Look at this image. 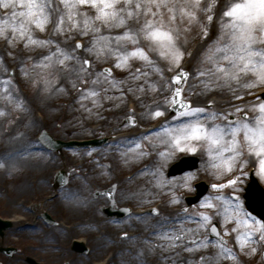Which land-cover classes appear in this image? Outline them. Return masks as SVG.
<instances>
[{
  "label": "rangeland",
  "instance_id": "1",
  "mask_svg": "<svg viewBox=\"0 0 264 264\" xmlns=\"http://www.w3.org/2000/svg\"><path fill=\"white\" fill-rule=\"evenodd\" d=\"M51 2L56 9L53 13L54 19L59 15H65L64 30L56 31L54 25L50 22L46 25L45 31H41L35 24H31V33H35L36 37L40 34L46 40L52 38L54 34L55 38L63 42L64 51L74 57L73 59H66V62L61 65L56 59L53 62L54 55V58L47 61L45 65H40L45 67H37L38 64H35L37 62L35 58L39 57L42 52L37 53L36 48L34 52V48L32 49V46H29L31 44H26L25 40H22L23 43L19 42L20 39H16L13 45L10 42L14 39L10 28L6 29L9 32L8 38L0 36V217L14 216L16 219L13 223L14 225L5 232L2 242L6 246L18 248V252L13 257H8L0 252V262L2 264H29L26 261V257L30 256L45 263L61 264L62 260L69 257V255L74 258L79 256L81 253L65 250L66 246L69 245V238L77 236V234H88L92 237L102 219L97 215L91 224L92 227L89 226V228L80 227V229L73 226L69 228L67 225L70 224L71 219L67 217H70V210L67 207L69 205L74 207L75 210L73 212L86 210L84 212L93 213L98 209V213H100L99 206L104 203L102 202L100 205L99 198L105 201L106 196L95 194L110 182L114 183L115 181L117 184L115 194L118 190H123L127 194L125 197L119 196V199L122 201L127 200L130 204L143 205L160 201L164 206H178L183 205L180 195L193 191L192 182L199 178H204L212 185L209 192L198 203L189 207L183 213V219L169 223L167 226L169 232L183 233L184 239L182 243L177 242L175 244V246L179 245V247H176L178 249L182 246L183 257L181 255L173 258L166 254L162 264H264V241L258 239L260 234L257 233L252 241L241 247L237 236L248 230L249 226L230 217L234 213L243 218L246 212L248 216L255 217L257 220L260 219L248 212L240 199L242 211L236 213L233 210V213H230L228 217L224 215L225 209L228 207L226 201H230L231 198L229 192H239L241 190V186L248 180L250 166L255 165L256 172L254 175L264 187V174L259 173L257 158L255 156L249 157L247 153L245 154V159L248 160V163L242 171L248 174L241 176L239 182L233 186L226 182L228 177L233 178L241 171L238 166L232 172H228L224 167L214 168L212 166L213 163L218 162L212 161L206 146L198 148L196 152L173 148L167 142L168 137L162 131L164 127L175 123L173 117L176 114L169 115L173 90L169 85L175 86L170 76L181 68L190 73L188 80L183 85V90L184 98L191 99L194 106L209 107L212 111L220 110L225 113L234 110L236 107L243 106L242 110L248 112L250 119H254L258 114L251 108V105L261 100L258 96V90L259 88H264V83L257 84L251 89L247 88V92L240 88L242 89L241 92L244 93L240 100L234 98V95H241L236 94L234 88L218 91L221 90L219 89L221 87H212L207 91H203L202 84H199L200 88L196 84L199 81L210 79V77H196L194 70L200 69V66L206 62L201 63L205 56H210L211 49L209 45L212 43L202 44L195 39V36L188 44L183 39H180L179 42L185 51V56L180 65H174L163 57H159L158 52L151 51L149 46L151 42L144 39L141 35L138 45H132L129 41L123 47H120V52L127 54L132 47L138 46L144 47L149 52V55L153 57L162 70V74L158 72L159 83L155 87H150L147 94L152 97V102L154 99L156 101L159 99L161 104L157 103L152 106L149 112L138 109V111H133L134 113H132V110H128L127 107L123 112L117 114L115 117L117 121L114 125H103L100 121L104 112L101 106L99 107L103 101L101 96L102 89L111 85L113 89L118 87L120 84L118 80L128 71L134 76L144 79L145 75H141V73L147 74L150 69L147 70L145 61L137 58H132L129 61L130 67L122 68L117 66L116 62L119 59V55L116 42L114 40L105 41L97 36L101 33L100 31L99 33L94 31L93 28L85 29L83 27V13L86 11L89 16L95 15V10L91 6L79 7L80 15L78 19L80 24L77 27H72L71 22L66 18L68 9L64 6L63 0H51ZM231 2L233 0H229L228 5H223L221 12ZM192 3H194V0H178L173 3L177 5L178 24L182 27H187L191 36L196 34L199 29L198 23H189V18L186 15L181 18L179 5H190ZM189 10L193 9L190 8ZM13 11H16V9L11 7L5 9L0 6V20L10 21V14ZM163 11L165 13L164 20L167 22L170 18V13L167 10ZM218 12L215 13L214 19H217ZM15 20L17 23L21 22L19 17H16ZM214 23L215 28L211 35L212 42L216 40L220 31L218 22L215 21ZM100 26L98 21H94V28L100 29L102 27ZM77 39L81 40L82 48L76 46L75 42ZM94 40L98 44H94ZM102 41H105V43ZM6 42L7 45L11 43V49L14 54L12 58L8 59L4 56L5 46H7ZM17 43L18 46L16 45ZM53 45V43H50L48 47L52 55ZM90 48L95 50L89 51ZM23 52L27 54L25 57L21 55ZM187 53L192 55L189 56ZM36 54L39 55L37 56ZM193 57L195 58L193 59ZM69 60H72L73 63L70 62L69 64ZM85 60L91 61V65H84L83 61ZM73 64L79 71L77 76L74 77V80L69 77L70 82L67 90L55 91L53 88L58 85L57 80L62 76L60 69L70 76L69 68ZM106 65L110 66L111 74H106L102 71V67ZM31 67L38 70L32 71ZM55 67L58 68L55 69ZM81 67L87 68V72L81 71ZM11 69L13 70V75L9 74ZM137 69L140 71L137 72ZM254 78L253 73L251 75L248 74L244 83ZM7 80L11 82L6 87L5 81ZM113 81L116 83L113 84ZM93 91L98 94L97 97L91 96ZM5 93L7 95L4 96ZM66 95L71 102L73 101L74 105H63L62 101L66 100L63 96ZM81 96H87L88 98L81 99ZM57 97H59L57 99L58 108H62L59 113H56L54 108V100ZM133 99L135 100V97ZM130 101H133L132 96ZM208 101H213V105H208ZM76 103L78 104L76 105ZM91 104H95L96 107L92 106L91 108ZM140 106H137V108H141ZM157 108L163 111L162 116L152 115ZM76 109V113H79L78 116L73 115ZM128 116H135L134 124L124 122ZM158 120H162L163 123L162 126L155 129L156 131L143 132L144 126ZM71 121L74 122L71 123ZM41 129L47 130L54 138L61 140L99 137L107 134L130 135L134 131L137 133L133 134L131 138L110 140L109 144L99 148H63L61 151H51L46 149L36 139ZM6 137H9L7 141ZM141 137H143V140L140 139ZM10 139L18 141L24 148L16 151L13 155L9 154L13 153V151L9 149L6 151L5 147L10 144ZM132 141H138L142 147L135 151H130ZM184 154L199 156L198 168L186 171L181 175L167 176L170 164ZM6 155H11V157L7 159ZM146 158L149 161L153 158L154 162L161 163L162 179L160 181L162 183L158 188L159 192L153 191L146 194L143 184H146L151 173L139 174L134 171L139 164L146 162ZM58 168L69 169V182L58 190L59 195L56 199L50 202L44 201L54 192L53 183L49 182V180ZM188 173H192L194 178L188 181L186 186L185 177ZM126 174H131V177L127 179ZM43 182H45L44 185H39V183ZM219 182H222L225 186L214 188L213 185L219 184ZM32 183L36 185L29 188L28 186H32ZM23 185L27 186L22 188ZM119 194L122 193L119 192ZM42 200V205H39ZM209 200L215 207L208 204ZM42 210H49L61 223L58 225L47 224L39 219L37 215ZM169 211L170 208L168 207L163 209L164 214H168L167 212ZM200 213H207L211 219L203 221L202 216L199 215ZM160 216L165 218L162 214L157 217L153 216L151 219L155 221L161 220ZM213 220L220 223L223 233L228 237V242L224 246L232 250L236 257L235 260L227 253L219 255L221 242L209 238L208 227ZM88 222L91 223V221ZM255 226V221H253L252 227ZM202 241H204V246L197 247L196 245L201 244ZM252 249L256 250L252 251ZM170 250L171 247L167 245L165 252H170ZM196 252L199 256L198 260L195 259ZM98 257L100 255L94 254L93 251L85 256L82 263L89 264L90 259ZM186 259H189V261ZM118 261L119 259L117 258L110 264H119ZM73 264L79 263L74 261Z\"/></svg>",
  "mask_w": 264,
  "mask_h": 264
},
{
  "label": "snow or ice",
  "instance_id": "2",
  "mask_svg": "<svg viewBox=\"0 0 264 264\" xmlns=\"http://www.w3.org/2000/svg\"><path fill=\"white\" fill-rule=\"evenodd\" d=\"M217 2L218 0H212L211 4L203 8L199 0H194V3L190 5L181 4L179 5L181 18L186 15L189 18V23H199L203 29V36L208 37L214 17L211 14L206 15L207 23L205 25L200 22L197 10L204 13L211 12ZM63 3L68 9L66 18L71 22L72 27H77L80 24L78 19L80 6H91L95 10L94 16H89L86 11L83 13V27L85 29L93 28L94 31L99 32V28H94V21H100L109 27H112L114 23L116 26L124 27V32L115 37L119 55L116 62L118 67H130L129 61L132 58H137L153 65L155 71L162 74V70L155 65L149 52L144 47L134 46L127 54L120 52V47H123L129 41L132 45H138L141 35L151 42L149 45L151 51L158 52L159 57H163L174 65H180L185 56V51L179 42L180 30L178 27L173 26L178 20L176 4L169 7L165 0H159V2L157 0H147V3L137 2L134 5L133 0H72V2L63 0ZM0 6L5 9L10 7L17 9V11L10 14V18L13 20L11 24L7 20H0V36L8 38L9 32L6 29L10 28L14 37L11 41L13 45L16 39L25 40L26 44L48 45L55 43L52 40L33 38L30 29L31 24H35L41 31H45L46 25L51 22L56 31L64 30L65 15H59L58 19L53 18L56 9L51 0H0ZM153 8L156 11H153ZM165 8L170 13L167 22L164 20L165 13L163 9ZM190 8L193 10H189ZM141 16L145 17L142 24L140 23ZM147 16L153 18L148 19ZM16 17L21 18V22L17 23ZM129 21H132V23L130 24ZM219 26L220 31L216 40L209 45L216 56L214 70H194L196 77H211V79L200 81L202 90L207 91L212 87L222 86H227L231 90L233 83L240 85L242 79L246 80L249 73H253L255 78L244 83L243 87L249 88L264 83V0H233L229 6L224 8L219 18ZM103 39L111 40V37H103ZM93 43L98 44L95 40ZM77 47L82 48L83 45L77 42ZM94 50L93 48L89 49V51ZM56 51L64 56V59L59 61L61 65L65 63V59L74 58L59 47ZM187 54L192 55L191 53ZM48 59L50 58L44 57V60ZM209 59L205 56L201 63ZM83 64L90 66L91 61L85 60ZM80 70L87 72L85 67H81ZM104 71L110 72L111 70L104 69ZM136 71L139 72L140 70L137 69ZM141 75L146 74L141 73ZM189 76L190 73L181 68L172 77L175 86L169 85L170 88H173L170 102L176 115L173 117L175 123L162 129L168 137L167 142L173 148H182L191 152H196L198 148L206 146L212 161L218 162L213 163L214 168L224 167L228 172H232L238 166L241 171L226 182L233 186L239 182L241 176L248 174L242 171L248 163V160L245 159L246 153L249 157L255 156L257 158L259 173L264 174V100H259L258 103L251 105V108L258 113L254 119H250L248 112L242 110L243 106L236 107L228 113L220 110L212 111L209 107L194 106L191 99L184 98L183 85ZM137 78L133 76V79ZM10 82V80L5 81V86L7 87ZM115 83L113 81V84ZM140 87L143 88V85H140ZM243 95L244 93L239 96L234 95V98L240 100ZM91 96L97 97L98 94L93 91ZM87 98V96H81V99ZM208 105H213V101H208ZM152 115L162 116L163 111L157 108ZM210 121L211 123H209ZM140 139L143 140V137ZM141 147L142 145L138 141H132L129 150L135 151ZM193 178V174L188 173L185 177V185L187 186V182ZM224 186L222 184L213 185L214 188ZM226 203L228 204L224 212L226 217L233 213V210L236 213L242 211L239 197L235 193L232 194L230 201H226ZM208 204L215 207L211 204V200L208 201ZM199 215L202 216L203 221L211 219L207 213H200ZM230 218L249 226L248 230L237 236L241 247L252 241L257 233L260 234L258 239L264 241V220L250 217L246 212L243 218L234 213ZM253 221H255V227H252ZM211 232L219 235L215 225L211 226ZM182 237L183 233L174 237L168 236V239L179 241ZM196 246H204V241ZM219 248V255L227 253L231 255L233 260L236 259L232 250L226 248L223 243L219 245ZM255 250L252 249V251Z\"/></svg>",
  "mask_w": 264,
  "mask_h": 264
},
{
  "label": "bare ground",
  "instance_id": "3",
  "mask_svg": "<svg viewBox=\"0 0 264 264\" xmlns=\"http://www.w3.org/2000/svg\"><path fill=\"white\" fill-rule=\"evenodd\" d=\"M178 0H165L166 3H168V6L171 7L173 5V3L177 2ZM229 0H218V2L216 3L215 7L212 9L211 12H208V13H204V12H200L197 10V15L199 16L200 18V22L201 23H204L206 25V15H215V13H217L218 11V17L217 19H214L213 18V23L211 25V28H210V35L208 37H204L203 36V29L201 28L200 24L198 23V27L199 29L196 31V34H194L193 36H191L189 30L187 27H182L180 26V24H178V22H176V24H174L173 26L174 27H178L179 30H180V39H183L184 42H186L187 44L190 43V41H192V38L195 36L196 40H199L200 43L204 44V43H212V39H211V35L213 34L214 32V28H215V21L218 22V25H219V18L221 17V9L224 7L223 5H228ZM70 2H72V0H70ZM137 2H143V3H147V0H133V5ZM157 2H159V0H157ZM212 3V0H200V5L201 7H207V5L211 4ZM163 10H167V8L163 9ZM17 11V9H16ZM153 11H156L155 8H153ZM221 12V13H220ZM59 17V16H58ZM58 17L56 19H58ZM145 17L144 16H141L140 18V23L142 24ZM153 17L151 16H148V19H152ZM9 24H11L13 22V20L11 19L10 21H8ZM99 24L102 26H100V34H98L97 36H99V38L103 39V37H111V41H115V37L117 35H121L123 32H124V27L123 26H116L115 23L113 24L112 27H109L108 25H104L102 24L100 21H98ZM129 23L131 24L132 21H129ZM134 29V27H133ZM33 38L36 37V34L35 33H31ZM39 38V39H38ZM36 39L38 40H46V39H43L41 37L40 34L37 35ZM49 40H52V41H55V43H53V47H52V53L53 55L49 52L48 50V47H49V44L48 45H42V44H31L29 46H32V49L34 48V52H35V48H36V52L39 53V52H42L41 55H39V57L35 58V61H37L35 64H38L37 67H45V66H40L42 64H46L47 61L51 60L52 58H54V55H55V58L53 60V62H55V59L59 62L61 59H64V56L59 53V52H56V49L57 47H59L60 49H62L64 51V47H63V42H60L57 38H55L54 34L52 35V38H50ZM105 40V39H103ZM106 41V40H105ZM105 41H102L103 43H105ZM11 42V41H10ZM19 42H23L22 40H19ZM24 43V42H23ZM11 43H8L7 45V42H6V45L5 46V50H4V56L6 59L8 58H12L13 57V52H12V49H11ZM18 46V43L16 44ZM25 45V44H24ZM145 45H148V44H145ZM26 46V45H25ZM114 49H116L114 47ZM25 50V49H24ZM23 51V50H22ZM210 56H209V60L206 61L203 65L200 66V70L202 71H208L209 69H212L214 70V64L216 62V56H215V53L212 51V49L210 50ZM21 55H23L24 57L27 55L25 52L21 53ZM37 55V54H36ZM37 55V56H38ZM44 57H49L50 59L48 60H44ZM152 57V56H151ZM195 57H193L194 59ZM152 60L155 62V60L153 59L152 57ZM65 62H66V59H65ZM70 62L73 63L72 60H69V64ZM71 63V64H72ZM145 63V66L148 69L149 72L145 75V78L144 79H140V78H137V79H133V74L130 73L129 71L122 75L120 80H118V83L119 86L116 87L115 89H113L112 85L111 86H108V87H104L102 89V103L99 105V107L101 106V109L102 111L104 112V114L102 115V120L100 121L103 125L105 124L106 126H111V125H114L116 123V116L118 113H121L123 112L127 106H128V103L131 99V96H132V100L133 101H130V102H133V108L138 110H146V111H150V108L154 105H156L157 103H159V99H157V101L154 99L153 102L151 101L152 97L151 96H148L147 92H148V89L150 87H152L153 85H156L158 82V78H157V74L158 72L155 71V67L153 65H150L149 63L147 62H144ZM60 64V63H59ZM155 65L158 66V64L155 62ZM159 67V66H158ZM58 68V67H55V69ZM31 70L34 71V70H38L37 68H34V67H31ZM79 71H77V68L75 67V65L73 64V66L71 68H69V74L70 76L66 73V72H63L61 69H60V73L62 74V76L60 77V79H58V85L56 87H54L53 89L55 91H63V90H67L68 88V85H69V82H70V79L69 77H71V79L74 80V77L77 76V73ZM251 75V73H249ZM211 79V77H210ZM244 79H242L241 81V84L240 85H237L235 83L232 84L231 88H234V90L236 91V94H241L242 92V89L245 90L247 92V88H243L242 85L244 83ZM199 84L201 85L200 81L199 83L197 82L196 86L199 87ZM140 85H143V88L140 87ZM200 88V87H199ZM242 88V89H240ZM221 90H218V91H224L226 89H229V87L227 86H222L221 88H219ZM249 89H251V87H249ZM60 93V92H59ZM7 95L6 93L4 94V96ZM60 97V96H59ZM57 97L54 101H55V112L56 113H59L61 111V107L58 108V103H57V99L59 98ZM66 100L62 101L63 105L64 106H67V105H74L73 101L71 102L69 99H68V96H63ZM135 97V100L133 99ZM129 100V101H128ZM78 103H76L77 105ZM114 104V105H113ZM141 105L140 107L141 108H137V106ZM51 106L53 108V104H52V101H51ZM92 106H95V104H91V108ZM63 107V106H62ZM98 107V106H97ZM78 109V107H76ZM143 108V109H142ZM77 109L74 110V116H78L79 113H76L77 112ZM105 110V111H104ZM83 115H85L83 113ZM76 120V119H74ZM74 121H71V123H73ZM133 134L131 135H128L126 137H132ZM123 136L119 137V138H122ZM9 139V137H6V141ZM163 139V138H162ZM161 140V139H160ZM163 141V140H161ZM10 144L5 147V150L7 151V149L13 151V153H9L11 155L15 154L16 151H19L21 149L24 148V146L22 144H20L18 141H15L13 139H10ZM15 150V151H14ZM5 151V152H6ZM11 155H6V158L8 159L9 157H11ZM227 155V154H225ZM12 160V159H11ZM10 160V161H11ZM146 162H142L141 164H139L138 168L135 170V173H139V174H145V172L148 174V173H151L150 177L147 179V182L146 184H143V186L145 188L144 191L145 193H152L153 191H156V192H159L160 190L158 189L160 186H161V181L160 179H162V168L160 166V164H158L157 162H154V159L152 158L150 161L149 159H145ZM138 165V164H137ZM41 184H44V183H41ZM27 185H23V187H25ZM96 249H99V246L101 245V243L97 242L96 243Z\"/></svg>",
  "mask_w": 264,
  "mask_h": 264
},
{
  "label": "flooded vegetation",
  "instance_id": "4",
  "mask_svg": "<svg viewBox=\"0 0 264 264\" xmlns=\"http://www.w3.org/2000/svg\"><path fill=\"white\" fill-rule=\"evenodd\" d=\"M122 193V194H119ZM115 194L114 200L117 205H127L129 201H122L119 196H127L123 190ZM102 202L104 204H102ZM107 200H100L101 222L97 227L99 240L101 243L99 249H96L99 255H104L106 252H112V259H119V264H150L151 260L159 264L165 255L164 241L168 236L180 235L175 231H168L167 225L156 223L152 225L147 215H133L129 212L124 217H109L104 214L103 208ZM72 209V210H71ZM70 217L73 219L82 218L85 215L84 210L73 212L74 207H69ZM73 212V213H72ZM180 215L173 218V222L180 221ZM181 223V222H179ZM116 226V227H115ZM121 231H127V234H121ZM178 233V234H176ZM167 234V235H166ZM182 240V239H181ZM179 241H173L171 249V256L178 257L182 254V247L176 249L175 244ZM128 262H127V260Z\"/></svg>",
  "mask_w": 264,
  "mask_h": 264
},
{
  "label": "water",
  "instance_id": "5",
  "mask_svg": "<svg viewBox=\"0 0 264 264\" xmlns=\"http://www.w3.org/2000/svg\"><path fill=\"white\" fill-rule=\"evenodd\" d=\"M173 111L175 112L174 109ZM40 138L45 145H47L48 147L52 149H60L64 145L74 144V143H64L60 140H54L51 136H49V134L46 131H43L41 133ZM197 160L198 159L196 157H183L177 164L174 165L173 170H171V173H178L185 169H191L196 166ZM58 178H59L58 184H61L65 181V177L61 175ZM204 191L205 190L202 189L199 196H201ZM246 197H247L246 204H247L248 209L264 219V194L259 190V188L253 181L250 184L249 188H247ZM46 219L50 220L49 216H46ZM8 226H9L8 223L0 222V235H3V230L6 229ZM212 235H216V233H212ZM0 250L6 252L10 256H12L16 251L15 248H11V247L4 248L1 246H0ZM28 261L35 263V261L30 258H28Z\"/></svg>",
  "mask_w": 264,
  "mask_h": 264
}]
</instances>
